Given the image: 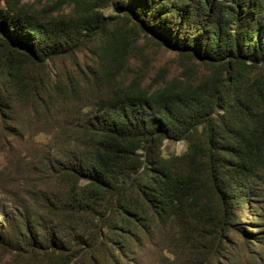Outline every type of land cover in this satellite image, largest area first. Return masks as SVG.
<instances>
[{
	"label": "trees",
	"instance_id": "16d2710c",
	"mask_svg": "<svg viewBox=\"0 0 264 264\" xmlns=\"http://www.w3.org/2000/svg\"><path fill=\"white\" fill-rule=\"evenodd\" d=\"M0 147L30 264L231 260L264 207V0H0Z\"/></svg>",
	"mask_w": 264,
	"mask_h": 264
},
{
	"label": "rangeland",
	"instance_id": "374dc122",
	"mask_svg": "<svg viewBox=\"0 0 264 264\" xmlns=\"http://www.w3.org/2000/svg\"><path fill=\"white\" fill-rule=\"evenodd\" d=\"M108 12L109 9H106L105 13ZM154 60L156 65H164L170 76L177 70L175 57L170 49H157ZM26 146L25 144H16V149L24 150ZM183 146L182 140H164L162 150L165 154L178 153L183 149ZM16 157L15 153L11 155L0 147V264H30L25 254L15 253L16 248L10 241L6 240L11 236V226L16 221L15 218L13 220V208H17L15 197L20 198L22 196L21 192L17 193L14 190V179L16 180L23 173L22 167L16 162ZM239 215L240 230L231 237L230 241L232 246L231 260L229 257L221 256L211 264H264V207L262 209L257 207L254 217H247L244 213ZM25 235L26 238H29L32 233L25 231ZM20 245L22 246L21 243ZM22 250L25 252L27 248ZM169 261L164 255L149 250L147 253H143L140 264H168ZM171 264L178 263L173 260Z\"/></svg>",
	"mask_w": 264,
	"mask_h": 264
}]
</instances>
